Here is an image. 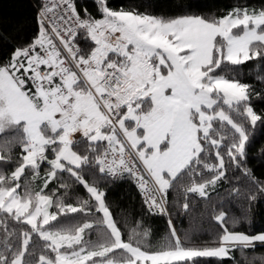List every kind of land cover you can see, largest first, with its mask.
<instances>
[{"label": "snow or ice", "instance_id": "6c2138e0", "mask_svg": "<svg viewBox=\"0 0 264 264\" xmlns=\"http://www.w3.org/2000/svg\"><path fill=\"white\" fill-rule=\"evenodd\" d=\"M92 4L35 0L32 25L0 24V264H264V229H245L264 204V7ZM123 181L167 217L160 246L143 220L122 230Z\"/></svg>", "mask_w": 264, "mask_h": 264}, {"label": "trees", "instance_id": "16d2710c", "mask_svg": "<svg viewBox=\"0 0 264 264\" xmlns=\"http://www.w3.org/2000/svg\"><path fill=\"white\" fill-rule=\"evenodd\" d=\"M81 4L87 6L90 11L95 12L92 0H80ZM196 5L192 8L193 12L207 14V15H223L229 8L233 6L237 0H190ZM239 3L247 5L250 9H260L264 7V0H238ZM35 0H0V24L3 26H18V25H32V17L34 16L33 5ZM112 7L120 6L129 7L138 5L141 11L153 12L156 14H171L174 11L173 0H110ZM31 31V28L28 29ZM251 67V63L249 64ZM249 68H245L240 78L244 82H249L251 77L248 75ZM260 141L264 143V136L260 137ZM249 166L252 167L257 175L264 172V167H261L262 160L256 151L249 153ZM43 169L41 176H43ZM31 180L34 188H39L40 181L33 180L31 175L28 177ZM227 184V182H225ZM56 187V182L53 181L49 188ZM74 196L86 195L82 189L73 190ZM213 200H223V194L218 197L215 193L212 194ZM108 201L112 205L114 214L120 222L123 231L127 232L133 226L134 221L143 220V226L151 229L149 243L152 247H158L163 242L168 234L167 217L163 215L149 214L144 207L141 196L130 181L118 182L116 185L108 186ZM74 202V198L69 200ZM228 206L225 204V208ZM51 210V209H50ZM254 218L251 226L245 225L248 231L264 229V204L255 205L253 208ZM177 230L183 234L188 228L186 220L176 215L175 211L172 213ZM127 221V223H125ZM241 229V230H245ZM95 239V235L92 237Z\"/></svg>", "mask_w": 264, "mask_h": 264}]
</instances>
